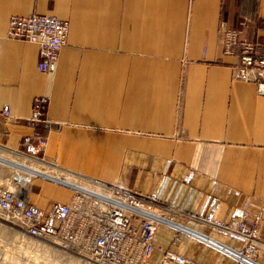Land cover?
<instances>
[{
  "label": "crops",
  "instance_id": "0c3cea01",
  "mask_svg": "<svg viewBox=\"0 0 264 264\" xmlns=\"http://www.w3.org/2000/svg\"><path fill=\"white\" fill-rule=\"evenodd\" d=\"M32 14L70 23L54 73L39 70L36 44L8 38L11 17ZM245 18L256 24L240 38L264 45V0H0V147L22 148L34 100L48 96L46 160L93 191L156 194L168 219L224 239L189 215L227 222L263 207L264 96L233 78L221 40ZM42 179L28 186L42 208L78 190ZM155 242L152 262L172 251L233 264L169 224Z\"/></svg>",
  "mask_w": 264,
  "mask_h": 264
},
{
  "label": "built area",
  "instance_id": "2783aa9c",
  "mask_svg": "<svg viewBox=\"0 0 264 264\" xmlns=\"http://www.w3.org/2000/svg\"><path fill=\"white\" fill-rule=\"evenodd\" d=\"M256 23L245 18L241 29L226 28L221 33L223 54L238 59L232 65L234 79L253 82L259 95L264 96V45L241 39L243 29ZM264 29V20L261 22ZM70 23L52 15L32 14L12 16L8 38L34 43L38 46V68L46 74L57 69L60 53L66 45ZM48 96H38L27 119L32 133L24 136L22 148L17 151L31 159L45 161L49 133L53 122L46 116ZM2 116L12 118L10 106ZM43 129L44 132L39 130ZM14 174L11 189H0V210L28 237L48 240L59 254L74 253L87 258L92 264H202L182 254L164 251L158 262L151 259L156 252V234L162 223L172 225L197 242L233 260V264H264V203L256 213L243 214L221 221L214 215H189L224 239L174 222L158 209L161 205L156 194L144 195L112 187L103 192L76 190L68 203L53 202L46 208L29 201L28 187L19 186ZM29 186L37 176L22 175ZM176 241V240H175Z\"/></svg>",
  "mask_w": 264,
  "mask_h": 264
},
{
  "label": "rangeland",
  "instance_id": "374dc122",
  "mask_svg": "<svg viewBox=\"0 0 264 264\" xmlns=\"http://www.w3.org/2000/svg\"><path fill=\"white\" fill-rule=\"evenodd\" d=\"M1 153L6 157L17 159L16 154L0 147ZM48 165L46 170L62 179H72L78 184L87 185L81 178L63 173L52 160H45ZM14 168L0 163V189H11L10 178L14 175ZM42 176H37V179ZM47 179V178H46ZM46 179H42L45 180ZM47 242L35 240L28 237L21 229L15 227L11 219L0 210V264H84L79 256L74 254L64 256L55 252H50ZM54 255V257L51 256Z\"/></svg>",
  "mask_w": 264,
  "mask_h": 264
},
{
  "label": "bare ground",
  "instance_id": "6f19581e",
  "mask_svg": "<svg viewBox=\"0 0 264 264\" xmlns=\"http://www.w3.org/2000/svg\"><path fill=\"white\" fill-rule=\"evenodd\" d=\"M8 151H10L11 153L13 154H16L18 156L17 159H13V158H10V157H6L3 153H1L0 151V163H3V164H6L8 165L10 168H14L15 170V173L14 174H21L19 176L16 177V183L19 185V186H23V187H28L29 186V183H27L25 181V179L22 177V175L28 173L32 176H47L49 177L51 174L50 171L46 170L45 167L49 166L47 161H42V160H35V159H31L17 151H13V150H10V149H6ZM14 176V175H13ZM12 176V177H13ZM42 176V177H43ZM56 178L58 176H55V175H51V178ZM59 178V177H58ZM12 178H10L11 180ZM68 179H66L65 181L70 183V184H74V185H77V186H80L82 187L84 190H91L89 187H86V186H82L81 184H78V183H73V182H70V181H67ZM44 242H47L48 244V248L50 250V252L53 251L54 248H52L51 246V242H49L48 240H45ZM55 250V249H54ZM55 252H58V250H56ZM71 254H74V253H71ZM70 253H63L62 255L64 256V260L66 258H68V256L66 255H71ZM76 255V254H74ZM52 257H54L53 254H51ZM76 256H79V255H76ZM82 260V262L84 264H92L90 260H88L87 258H84V257H81L79 256Z\"/></svg>",
  "mask_w": 264,
  "mask_h": 264
},
{
  "label": "water",
  "instance_id": "95a60500",
  "mask_svg": "<svg viewBox=\"0 0 264 264\" xmlns=\"http://www.w3.org/2000/svg\"><path fill=\"white\" fill-rule=\"evenodd\" d=\"M42 178H47V177H42ZM47 179H51V178H47ZM59 181H60L62 184H66V185H68V186H72V185H74V184H70V183L66 182L65 180H59ZM74 187L77 188L78 190H84L82 187L77 186V185H74Z\"/></svg>",
  "mask_w": 264,
  "mask_h": 264
}]
</instances>
